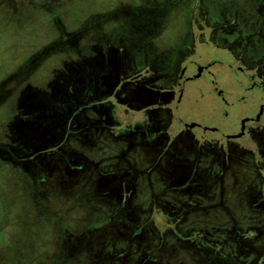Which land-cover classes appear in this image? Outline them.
<instances>
[{
  "label": "rangeland",
  "instance_id": "1",
  "mask_svg": "<svg viewBox=\"0 0 264 264\" xmlns=\"http://www.w3.org/2000/svg\"><path fill=\"white\" fill-rule=\"evenodd\" d=\"M0 264H264V0H0Z\"/></svg>",
  "mask_w": 264,
  "mask_h": 264
},
{
  "label": "flooded vegetation",
  "instance_id": "2",
  "mask_svg": "<svg viewBox=\"0 0 264 264\" xmlns=\"http://www.w3.org/2000/svg\"><path fill=\"white\" fill-rule=\"evenodd\" d=\"M184 57H182L181 58V60H182V66H181V68L178 70V73H177V76L174 78H172L171 80H173V82L171 81V80H168L166 83H167V85L169 84V82L171 81L172 82V85L174 86V87H176V89L178 90V96H177V104H176V108L178 109V116L180 117V109H181V107H183V105H184V101H185V98H186V95H187V79H188V76L191 74V73H188L187 74V76H186V79H185V82H184V86H185V89H186V91H185V96H184V99H183V103L180 105V99H179V95H180V90H181V86L179 85V78H180V73H181V71H182V69L189 63H187V64H185L186 63V61H184ZM181 64V63H180ZM179 64V65H180ZM177 65H178V63H177ZM234 67V66H233ZM198 69H199V67H197ZM234 68H240V67H234ZM242 69V68H241ZM129 70H132L131 68H129ZM123 72V71H122ZM176 72H177V70H176ZM124 73V72H123ZM234 74H240L241 76H243L244 78L246 77V79L248 80V82H249V84L250 85H254V81L251 79V78H248L247 76H246V73H245V71L242 69V73H236V72H233ZM119 78V77H118ZM171 78V77H170ZM169 78V79H170ZM163 79H164V76H162V81H163ZM151 87H149V88H147V87H145L144 89H145V91L143 92V93H146L147 94V96L146 95H144L143 94V101L145 102V104H147V105H150V104H152V102L153 101H156V100H159V101H161V103L163 102V101H168V98H169V93L167 94H165V96L164 95H161V94H159L157 91H155L154 90V88H152V84L150 83L149 84ZM168 87V86H167ZM256 87H260L259 85H257ZM169 88V87H168ZM165 92H167V91H165ZM163 97H165V98H163ZM180 105V106H179ZM160 107L162 106V104H160L159 105ZM158 107V106H157ZM157 107H155L154 106V108H157ZM234 150L235 151H238V152H245L244 150L245 149H241V148H239L238 146L236 147V148H234ZM247 151V150H246ZM249 152V151H248Z\"/></svg>",
  "mask_w": 264,
  "mask_h": 264
},
{
  "label": "water",
  "instance_id": "3",
  "mask_svg": "<svg viewBox=\"0 0 264 264\" xmlns=\"http://www.w3.org/2000/svg\"><path fill=\"white\" fill-rule=\"evenodd\" d=\"M222 65H224V67L229 68L232 72L242 73V69L241 68H234V67L230 66L227 63L222 64L221 62H218V61H214V62H211V63H209L207 65H201V66H198L197 63H195V62H189L182 69V71L180 73L179 82H178L179 85L181 86L180 95H179L180 105L183 103V99H184V96H185L186 89H185V86H184V82H185L186 76L193 68L199 67V69H201V71H203V72L207 71L208 72V71H211V70L217 68L218 66H222Z\"/></svg>",
  "mask_w": 264,
  "mask_h": 264
}]
</instances>
